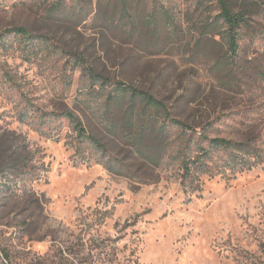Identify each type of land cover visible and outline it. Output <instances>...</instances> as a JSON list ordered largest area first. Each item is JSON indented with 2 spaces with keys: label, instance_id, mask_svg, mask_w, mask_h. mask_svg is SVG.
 Listing matches in <instances>:
<instances>
[{
  "label": "rangeland",
  "instance_id": "374dc122",
  "mask_svg": "<svg viewBox=\"0 0 264 264\" xmlns=\"http://www.w3.org/2000/svg\"><path fill=\"white\" fill-rule=\"evenodd\" d=\"M227 1L234 13L260 6L234 63L215 32L200 35L188 22L216 17L214 2L193 12L197 0H157L177 30L159 23L156 32L146 21L152 0L130 1L138 17L131 33L120 0H0V33L23 28L35 38L28 45L10 36L0 45L6 264H264V6ZM79 57L104 77L150 92L197 135L258 142L261 162L198 175L197 189L184 187L175 160L184 142L172 132L158 168L135 165L152 183L108 172L61 116L79 117L124 158L127 147L101 127L102 100L86 94L88 82L74 68Z\"/></svg>",
  "mask_w": 264,
  "mask_h": 264
},
{
  "label": "trees",
  "instance_id": "16d2710c",
  "mask_svg": "<svg viewBox=\"0 0 264 264\" xmlns=\"http://www.w3.org/2000/svg\"><path fill=\"white\" fill-rule=\"evenodd\" d=\"M130 1L138 4L145 3V0H120V14L126 18L125 25L132 33L138 17ZM257 1L264 6V0ZM204 2H214L209 5V10L217 11L218 15L210 21L196 24L188 21L192 31L200 35L215 32L224 44L228 60L234 63L240 49L241 32L248 25L249 18L259 12L260 6L255 5L254 8L234 13L227 0H197L193 12L198 11ZM157 3V0H152V10L147 15V23L151 24L156 32H159V23L176 31L177 23L171 12ZM53 8L55 12H59L62 9L61 1ZM10 36L18 43L28 45L35 39L23 28H12L0 33V45L5 44ZM74 68H80L82 76L88 82L86 94L91 99L102 100L99 108L101 127L114 138L118 146L127 147L124 158L89 133L79 117L69 112L61 116L74 132L77 145L87 146L96 163L118 177L142 185L152 183L148 177L139 175L135 165L158 168L165 158L162 141L172 132L184 142L181 153L175 155V160H180V182L184 187L197 189L198 175L226 174L227 170L234 172L237 169L250 171L262 160V147L254 140L210 139L203 133L197 135L191 127L173 118L164 103L150 92L120 80L104 77L87 66L85 60L80 57L76 59ZM21 115L24 119L34 118L28 113ZM46 116H39V121L43 122ZM3 187H6V184ZM6 258L0 256L2 263H5Z\"/></svg>",
  "mask_w": 264,
  "mask_h": 264
}]
</instances>
